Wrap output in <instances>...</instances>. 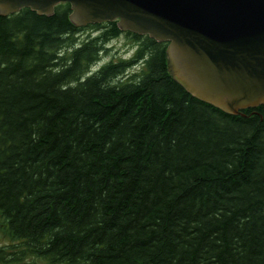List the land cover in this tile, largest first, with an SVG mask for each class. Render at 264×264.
<instances>
[{
	"label": "trees",
	"instance_id": "trees-1",
	"mask_svg": "<svg viewBox=\"0 0 264 264\" xmlns=\"http://www.w3.org/2000/svg\"><path fill=\"white\" fill-rule=\"evenodd\" d=\"M69 13L0 15V264H264V105L200 100L130 31L86 74L118 28Z\"/></svg>",
	"mask_w": 264,
	"mask_h": 264
},
{
	"label": "water",
	"instance_id": "water-1",
	"mask_svg": "<svg viewBox=\"0 0 264 264\" xmlns=\"http://www.w3.org/2000/svg\"><path fill=\"white\" fill-rule=\"evenodd\" d=\"M58 3L75 26L116 21L167 42L168 73L202 101L244 116L264 105V0H0V15H51Z\"/></svg>",
	"mask_w": 264,
	"mask_h": 264
},
{
	"label": "flooded vegetation",
	"instance_id": "flooded-vegetation-1",
	"mask_svg": "<svg viewBox=\"0 0 264 264\" xmlns=\"http://www.w3.org/2000/svg\"><path fill=\"white\" fill-rule=\"evenodd\" d=\"M107 23H108V21L97 23V24H99V26L97 28H89V26H88L90 24H95V23H90V24H87L85 26H78L79 27L78 33H82L83 30H86V31H89V34L87 37L96 38L97 34L99 33L98 31L105 28ZM117 28H118V26H117ZM126 33H127V31H122L118 28V33L115 36H111L105 42L100 44V51L98 54V58L88 67V71L86 72V74H91V73L95 72L96 70L98 71L102 66L106 65L109 62H116L120 59H131L132 58L134 51L132 52V56L126 57V58L121 56L118 59H116V57H114L113 54L109 53L113 50H116V48L118 47L116 45H119V46L122 45L125 47V46H128L132 43V41H133L132 36L128 35ZM77 38H78V36L76 35V39ZM76 41H77V43H80L82 40L77 39ZM134 44L137 46V43H134Z\"/></svg>",
	"mask_w": 264,
	"mask_h": 264
},
{
	"label": "rangeland",
	"instance_id": "rangeland-1",
	"mask_svg": "<svg viewBox=\"0 0 264 264\" xmlns=\"http://www.w3.org/2000/svg\"><path fill=\"white\" fill-rule=\"evenodd\" d=\"M88 34H89V31L83 30L82 33H78L77 34V36H78L77 39H81V40L82 39H85L88 36ZM134 43L135 42L132 41V43L130 45L125 46V47L122 46V45H120V46L119 45H116V46H118L116 48V50H113V51H111L109 53L110 54H113V56L116 57V59H118L121 56L122 57H125V58L126 57H130V56H132V52L135 51V48H136V45ZM136 65H138V66H132V68L130 69V71L133 72V71L138 70L139 67H140V63H138ZM8 243H9V240L6 238L5 235H3L2 230L0 229V246H6V245H8Z\"/></svg>",
	"mask_w": 264,
	"mask_h": 264
}]
</instances>
